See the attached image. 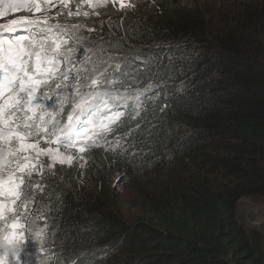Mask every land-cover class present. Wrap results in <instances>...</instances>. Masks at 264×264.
Instances as JSON below:
<instances>
[{"label":"trees","instance_id":"obj_1","mask_svg":"<svg viewBox=\"0 0 264 264\" xmlns=\"http://www.w3.org/2000/svg\"><path fill=\"white\" fill-rule=\"evenodd\" d=\"M149 6L127 26L91 24L112 33L86 38L109 57L94 91L125 118L86 148L87 167L57 165L30 186L34 230L54 240L58 264H264L263 228L237 214L243 198L264 197V0ZM70 35L69 65L84 46ZM150 125L158 136L147 137ZM124 181L141 202L138 222L109 197Z\"/></svg>","mask_w":264,"mask_h":264},{"label":"snow or ice","instance_id":"obj_2","mask_svg":"<svg viewBox=\"0 0 264 264\" xmlns=\"http://www.w3.org/2000/svg\"><path fill=\"white\" fill-rule=\"evenodd\" d=\"M70 0H8L5 7L13 14L22 12L41 14L51 12L57 4L67 7ZM91 5V0H84ZM120 7L127 5L124 0H119ZM47 5V9L42 7ZM79 8V6H78ZM6 11H0V18L7 16ZM77 11L76 15H79ZM98 14V13H97ZM72 13L69 11V16ZM88 16V12L83 13ZM47 18L37 15L29 18L20 15L18 19H11L8 23L0 25V149L5 153L4 164L0 167V264H30L31 253L27 248V236L21 223V213L19 208H26L29 202V182L26 176H31L29 170L30 157L25 155L29 150H35L38 156L44 149L39 148L40 140L45 135L49 136L47 142L56 143L61 139L68 143L65 147L72 146L80 138L92 139L88 135L93 128L99 127L101 131H113L109 125L117 124L125 115L123 112H114L111 115L100 119L97 125L95 121L102 110H110L115 105H110L99 93L90 92L82 94L79 78H74L75 83L68 85V75L61 70L62 61L58 57L64 56V46L68 45L66 35L69 29L53 32L51 26H47ZM45 26H47L45 31ZM73 27H76L73 25ZM18 30L34 31L32 35L15 36L10 38L8 33H16ZM94 31V29H89ZM69 52L73 49L69 48ZM59 74L61 83L56 84V88L72 87L75 94L58 97V112H50L42 103H37L38 90L45 86L53 77ZM99 82L91 78V86H98ZM48 93L42 94L43 100L51 99ZM102 103V108L96 103ZM70 105L66 122L62 127L57 128L59 123L56 116L63 113L65 105ZM167 107V105H165ZM37 109L41 110L38 116ZM164 111V108L160 109ZM45 115L49 120H45ZM136 112L133 119L139 117ZM108 123L105 124L104 121ZM51 124L52 132H49L47 125ZM141 124H136V129H140ZM156 126L150 125L147 129V137L158 136L155 131ZM56 131L62 132L63 137L56 136L55 141L51 140V135ZM98 135V133H94ZM126 133L125 135H129ZM93 146H100L96 140H92ZM119 143V141H117ZM147 146L150 140L141 142ZM53 158L60 156L58 150H47ZM80 152L85 148L81 147ZM54 153V154H53ZM70 163L72 157L66 158ZM65 158L59 160L64 163ZM14 164V167H13ZM19 173V174H18ZM19 201V204L17 202ZM6 213L11 214V220ZM40 236V232L36 233Z\"/></svg>","mask_w":264,"mask_h":264},{"label":"rangeland","instance_id":"obj_3","mask_svg":"<svg viewBox=\"0 0 264 264\" xmlns=\"http://www.w3.org/2000/svg\"><path fill=\"white\" fill-rule=\"evenodd\" d=\"M152 0H124V3L127 5L124 8L120 7L119 0H91V5L89 3H85L84 0H70L67 7H64L62 5L57 4L55 8H52L51 12H45L41 14H36L33 10V13H27L22 12L19 14H13L10 10L6 9L5 5L8 2V0H0V11H6L8 14L6 17L0 18V25L8 23L11 19H18L20 15H26L29 16V18H35L37 15H40L43 18H47L48 24L47 26H51L54 28V32L63 30L65 28L69 29L68 33L71 32L80 40V44H83V48L80 50V53L76 55L75 61L72 64V69L75 70L74 78H79L82 80V86L84 88H80V92H86V88L89 87L91 84V78H96V74L102 73V70L106 68L108 58H105L103 61L97 59L95 57L96 55L91 52V48L89 45H86V38H94L100 37L98 34L100 32H107L112 34L108 28L105 27V30H99L91 24H99V22H102L104 24L111 23V22H119L123 26H127L129 21H132V19H138L139 15H142L147 8H149L150 3ZM195 2L196 5L203 11V8H217L220 0H184V2ZM217 5V6H216ZM79 6V8H78ZM42 7L47 9V5H43ZM121 10V11H120ZM69 11L72 13L71 16H69ZM77 11H79V15H76ZM213 11V10H212ZM88 12V16H84L83 13ZM121 12V14L124 16V18H118L117 13ZM98 13V14H97ZM105 13L110 15H113V17H107L103 16ZM115 13V14H113ZM216 20H218V17H215ZM131 24V23H130ZM129 24V25H130ZM75 25L76 27H73ZM89 29H94V31H89ZM128 29V27H127ZM107 30V31H106ZM38 31V30H33ZM67 33V34H68ZM87 34V36H86ZM67 36V35H66ZM109 35H105L106 38H108ZM84 40V43L82 41ZM100 45H104L103 41L100 40L98 42ZM65 55H70L71 52H68L64 48ZM82 63H88L90 65H93L94 63H97L96 67L92 68L90 71H83L81 69ZM85 72V73H84ZM98 72V73H97ZM101 79V78H100ZM98 86H101L98 84ZM61 93L63 97L70 96V94H75V89L72 87H65L61 90ZM70 108V105H65L63 113L60 116V120L63 119L64 116L68 113V109ZM59 111V110H58ZM65 113V114H64ZM64 114V116H63ZM47 116V115H46ZM57 126V125H56ZM52 132V127L50 130V133ZM57 132V131H56ZM55 132V134H56ZM54 136L51 135V140ZM49 140V136L45 135L42 140H40L39 148L44 149V151H41L40 154L37 156L35 150H29V152L25 153V155H28L30 157L29 162V170L31 171V176H26V179L29 182V188L28 192L30 193V187L31 185H34L40 181V178L46 175V172L49 170L55 168L57 165L65 166V167H74L79 166L81 170L88 166L89 164V158L86 154L72 150L69 147L60 146L58 143H51L47 142ZM48 149L52 150H58L60 153L59 157L53 158V155H50L47 151ZM54 154V153H53ZM4 156L5 153L2 149H0V167L4 164ZM67 157H72L71 162L69 163L66 159ZM61 158H65L64 163H60L59 160ZM173 165H171L172 167ZM14 167V164H13ZM162 168V167H161ZM160 168V169H161ZM162 171H164V168H162ZM58 171H55L53 173L54 177H57ZM165 173L173 174L172 171H164ZM189 174V172H186ZM19 174V173H18ZM57 179V178H56ZM52 180V179H51ZM51 180H47V182H50ZM88 180V177H87ZM44 181V179L42 180ZM46 181L40 186L42 187ZM129 185L126 183V181L122 182L121 184H115L112 185L111 192L109 194V197H112L113 203L117 205L116 210L119 211V213L128 221L131 223L138 222L142 218L141 215H138L136 212V208L141 203L140 200H138L137 193L134 189H129ZM88 194H94L97 198H101L102 196L105 197L107 194L102 190L100 193H97L96 190H94L90 185H85L83 187ZM33 192L36 191V189H32ZM19 203V201H18ZM30 207V203L28 202L27 207L23 209V212H21V209L19 208V212L21 213V223L24 225V228L20 231L26 232V218H25V212L28 211ZM238 218L242 222V224L247 229L252 228H259L264 230V197H249V198H243L238 206ZM46 257H48V254H44ZM31 259V257H30ZM37 261V259H36ZM43 261L35 262L34 264H41ZM45 264V263H43Z\"/></svg>","mask_w":264,"mask_h":264},{"label":"clouds","instance_id":"obj_4","mask_svg":"<svg viewBox=\"0 0 264 264\" xmlns=\"http://www.w3.org/2000/svg\"><path fill=\"white\" fill-rule=\"evenodd\" d=\"M47 28V26H46ZM62 31V30H60ZM53 32H54V29H53ZM71 32H69L66 36V38L68 39V45L67 46H64V48L66 50H68L70 48L69 46V43H71V39L69 38L71 35ZM77 38V37H76ZM78 39V38H77ZM73 40V39H72ZM69 52V51H68ZM72 54V53H71ZM70 55H64V56H61V57H58V59H60L62 61L61 63V70L63 72H65L67 75H68V81L66 82L68 85H72L74 84L76 81L74 79V73H75V70L72 69V64L69 65L68 63V59H69V56ZM76 58V55L74 56ZM75 61V60H74ZM82 66V65H81ZM80 66V67H81ZM83 71H90L92 70V68H81ZM85 73V72H84ZM80 80V84L82 85V80ZM57 83H61V80L59 78V74H57L56 77H53L45 86H43L41 89L38 90V93H37V96H38V99H37V103H42L45 107V104L46 103H52L51 101L53 102H56L57 98L58 97H63L62 93H61V90L65 87H61L60 89H58L59 91L56 90V84ZM91 85V84H90ZM82 88H84L83 86H81ZM95 87H97L98 89H103V86H91V87H88L86 88V92H81L82 94H87V93H90V92H94V93H99L100 96L103 97L104 100H107L106 97H104V95L100 92H96L94 91ZM43 93H48L52 98L51 99H48V100H43L42 99V94ZM109 102V101H108ZM97 104L100 105V107L102 108V103L101 101L98 99L96 101ZM54 104V103H52ZM110 104V102H109ZM112 105V104H110ZM46 109H48L47 107H45ZM114 109L113 111L110 112L111 109ZM110 110H102L100 112V115L99 117L97 118V120L95 121V123L98 125L99 122H100V119L105 117V116H108V115H111L112 113L114 112H120V111H117L115 109V107H112ZM49 110V109H48ZM59 108H57L56 110H49L50 112H58ZM69 110V109H68ZM37 114L38 116L41 114V110L40 109H37ZM65 114V113H64ZM63 114V116H64ZM68 114V113H67ZM66 114V116H67ZM66 116L63 117V119L60 120V116H56V121H58L59 123L57 124V128H60L63 126V124L66 122ZM45 120H49V117L45 115ZM125 118V115L121 118V121ZM120 121V122H121ZM120 122H117V124H112V125H109L110 128H112L113 125H119ZM105 124H107L108 122L105 120L104 121ZM49 127V132L51 130V124L47 125ZM114 131V130H113ZM111 131V132H113ZM94 133H98V135H95ZM109 134L110 132L109 131H101L99 127H95L92 129V131H90L88 133L89 136L92 137V139H87V138H80L78 140L75 141V143L72 145V146H69L70 149L72 150H76V151H79V149H75L74 147L78 146V147H84L85 150L86 148H91L93 146V143H92V140H96L97 144L100 142V137L104 136L105 134ZM56 136H60V137H63V133L62 132H59L57 131L56 134H54V136L52 137V139H56ZM58 145L60 146H65V144H67L68 142L66 140H63L61 139L60 142H57ZM84 153V152H82ZM85 154V153H84ZM4 197H0V200H3ZM29 203H30V207L28 209L27 212H25V218H26V236H27V240H26V244H27V248L29 249L30 253H31V259H30V264H34L35 262H38V260L40 261H43L41 264L45 263V264H58V260L55 258L56 256V252H55V244H54V240L53 239H48L47 237H43L41 236L42 238L37 237L36 236V231L34 230V223H33V220H32V217H33V211H34V206H33V203L30 199V196H29ZM17 204H19L17 202ZM21 209V212H23V207L20 208ZM6 215L9 216V221L11 220V214H8L6 213ZM3 226V222H0V227ZM48 254V257H46L44 254ZM37 259V261H36ZM14 264V262H13ZM65 264H74V263H71V262H66Z\"/></svg>","mask_w":264,"mask_h":264}]
</instances>
